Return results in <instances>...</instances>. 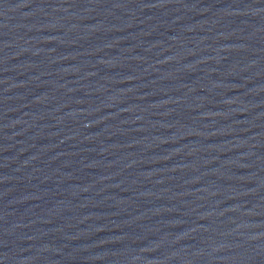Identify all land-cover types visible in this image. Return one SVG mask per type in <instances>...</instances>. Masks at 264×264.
<instances>
[{
  "label": "water",
  "instance_id": "obj_1",
  "mask_svg": "<svg viewBox=\"0 0 264 264\" xmlns=\"http://www.w3.org/2000/svg\"><path fill=\"white\" fill-rule=\"evenodd\" d=\"M0 264H264V0H0Z\"/></svg>",
  "mask_w": 264,
  "mask_h": 264
}]
</instances>
